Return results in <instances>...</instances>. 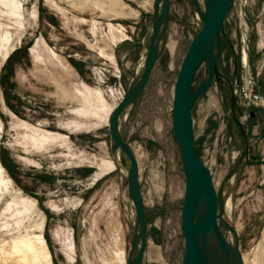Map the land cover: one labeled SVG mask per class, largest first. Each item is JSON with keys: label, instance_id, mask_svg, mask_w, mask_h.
I'll return each mask as SVG.
<instances>
[{"label": "rangeland", "instance_id": "374dc122", "mask_svg": "<svg viewBox=\"0 0 264 264\" xmlns=\"http://www.w3.org/2000/svg\"><path fill=\"white\" fill-rule=\"evenodd\" d=\"M154 2L0 0V264H127L139 227L130 163L108 123L141 75ZM200 27L192 0H170L148 82L118 119L145 209L139 264L183 260L185 178L171 111ZM220 42L214 81L192 105L193 145L210 169L226 241L243 264H264V107L246 115L232 95L246 71L258 72L261 92L264 0H232ZM207 75L204 63L193 89Z\"/></svg>", "mask_w": 264, "mask_h": 264}, {"label": "water", "instance_id": "95a60500", "mask_svg": "<svg viewBox=\"0 0 264 264\" xmlns=\"http://www.w3.org/2000/svg\"><path fill=\"white\" fill-rule=\"evenodd\" d=\"M201 19V27L190 40L178 69L172 99V131L180 150L182 170L185 178L181 209V229L184 237V256L181 264H214L207 248L210 236L217 241L214 247L221 264H243L240 251L225 239L218 225V195L210 169L198 158L193 145L192 105L195 99L212 85L221 56L220 34L232 0H204L201 9L198 0H192ZM170 0H155L151 35L147 54L138 81L114 107L108 123L110 140L129 161L127 194L131 200L139 232L135 235L127 264H139L146 246L147 224L142 195L139 189L138 164L130 147L118 129V119L146 86L158 54L160 38L168 22ZM207 63L206 80L193 89V78L198 68ZM250 115L253 117L254 112ZM138 245V248L136 249ZM134 253V254H133ZM229 253V256L227 255Z\"/></svg>", "mask_w": 264, "mask_h": 264}, {"label": "built area", "instance_id": "2783aa9c", "mask_svg": "<svg viewBox=\"0 0 264 264\" xmlns=\"http://www.w3.org/2000/svg\"><path fill=\"white\" fill-rule=\"evenodd\" d=\"M257 76L258 72L253 74L246 71L233 83L232 95L246 115L264 107V97L259 90Z\"/></svg>", "mask_w": 264, "mask_h": 264}, {"label": "bare ground", "instance_id": "6f19581e", "mask_svg": "<svg viewBox=\"0 0 264 264\" xmlns=\"http://www.w3.org/2000/svg\"><path fill=\"white\" fill-rule=\"evenodd\" d=\"M215 241H217V238L215 236H210L208 242H207V248H209L210 252H211V261H213L214 264H221L220 263V259L217 256L216 251H214V247L211 249L210 245L212 243H214ZM244 262V260H243Z\"/></svg>", "mask_w": 264, "mask_h": 264}, {"label": "crops", "instance_id": "0c3cea01", "mask_svg": "<svg viewBox=\"0 0 264 264\" xmlns=\"http://www.w3.org/2000/svg\"><path fill=\"white\" fill-rule=\"evenodd\" d=\"M261 92H262V95L264 96V82H262ZM262 114H264V109H262Z\"/></svg>", "mask_w": 264, "mask_h": 264}]
</instances>
